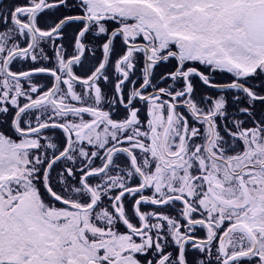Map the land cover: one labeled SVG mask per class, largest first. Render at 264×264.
Returning <instances> with one entry per match:
<instances>
[{"label":"snow or ice","instance_id":"snow-or-ice-1","mask_svg":"<svg viewBox=\"0 0 264 264\" xmlns=\"http://www.w3.org/2000/svg\"><path fill=\"white\" fill-rule=\"evenodd\" d=\"M0 264H264V0H0Z\"/></svg>","mask_w":264,"mask_h":264}]
</instances>
